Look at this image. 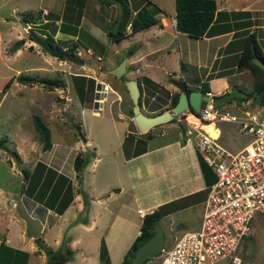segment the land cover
Masks as SVG:
<instances>
[{
	"label": "crops",
	"instance_id": "0c3cea01",
	"mask_svg": "<svg viewBox=\"0 0 264 264\" xmlns=\"http://www.w3.org/2000/svg\"><path fill=\"white\" fill-rule=\"evenodd\" d=\"M128 1L132 6L133 13L143 3V0ZM116 4V1L106 4L101 0H24L22 6L10 7V12L3 15V19L1 18L2 21L6 19L12 23L15 19L24 20L23 13L29 12L28 21L24 20L26 25L19 28L11 25V28L16 31V42L21 37L24 40L23 43L32 47L33 51L41 56L46 54L36 48L35 38L29 37L31 31L36 32L35 37L38 35L46 38L52 37L54 40L52 43L61 45L64 49L73 48L84 59L81 47L82 44H86L85 46L88 48L86 52L91 53L92 49L89 43L104 47L105 50H107V46L111 49L113 45H116L115 50L112 49L114 54L124 50L121 58L127 57L125 72L122 75L124 79L119 78L121 83L115 84V88L109 80L103 78L105 72L100 71L92 74L87 72L88 70L84 68L85 65L68 61V68L74 71L72 76L94 78V83L96 82L94 91L98 86L97 82L108 83L105 99L100 106L97 107L95 96L92 98L94 106L92 112L98 114L103 110L109 117L113 114L115 121L122 125L121 132L123 134H120L119 140L115 145L113 144L110 153L107 154L106 149L98 145L91 150L90 141L81 132V126L77 129L80 134L77 135V139H73V143L82 138L83 145H86L85 150L82 151L92 152V162L90 163L92 168L90 169L93 170L96 164L98 166L106 154L109 156L108 164L111 167L109 168L110 173H108V177L111 174V183L110 180L106 181L99 188L94 185L88 186V189L91 190V192H87L89 211L84 222H73L75 216L83 208L81 195H75L78 193L74 194L73 200L61 214L44 208L42 218H38L27 210L30 215L32 214L33 217L41 221V233L44 226L48 228V231L55 230L52 238L42 237L43 244L56 250L64 238L65 246L72 250L70 255L64 249L61 253L53 254L50 259L59 264H120L132 241L140 232L143 215L157 208L162 210L160 219L166 216V219L173 220V224L175 223L174 213L195 204L200 206L202 217L207 187L215 180L216 176L196 147L194 139L186 133L189 127L198 126L199 122L197 125L186 119L191 115L190 111L186 110L182 115H173L171 119L163 123L156 124L146 130H140L132 118V112H130L132 111V101L124 80H135L138 84L140 81L141 86L147 89L144 79L149 78L152 82L167 89L170 94L181 91L173 84L174 78L182 80L185 83V88L200 91L203 81L207 80L209 91H206L205 94L209 92V94L216 95L226 91L234 93L235 88L248 91L253 87V75L249 67L238 65V57L249 35L255 36L260 50L258 54L264 56V0H216V10L208 33L201 37H193L187 32L177 29L175 6L173 13H167L164 6L160 5L163 12L157 15V23L138 30L119 41H112L108 30L119 16ZM43 9L48 12L44 13ZM14 11H19L21 16H15ZM10 18L15 19L10 20ZM127 30H130L129 24ZM2 37L3 34L0 31L1 43L4 42ZM97 56H100L99 61L103 60L101 55L96 54V59ZM257 57L260 58L253 56L252 60ZM118 62L119 59L106 67L97 63L102 69H108L116 66ZM128 65L129 69L127 70ZM246 79H250L249 82ZM73 82L75 84V81ZM57 84L62 85L57 86L64 90L61 96L66 97L65 100H61V105H67L68 100L71 99L68 92L69 83L63 81ZM73 89L78 92L79 97L77 98L84 105V98L79 93L80 88L73 87ZM108 93L112 94L109 100ZM249 100L244 99L243 103H248ZM234 103L227 105L236 111L245 106L239 104L234 106ZM140 107L144 113L149 115L156 112V110H148L143 102ZM163 107L164 110L169 109L165 105ZM62 108L64 107L62 106ZM72 118L74 119V117ZM72 118L70 117L71 122ZM209 123L215 125L213 133L215 134L217 128L218 140L229 150H238L248 141V135L241 133L246 136V140L241 143L236 142L237 145L232 146L231 140L226 137V132L227 129H230V125L235 124L227 121H210L204 124L207 131H209L206 128ZM107 142L109 143V141ZM110 142L113 140L110 139ZM56 144L61 145V143ZM56 144L52 142L51 147L46 150L52 149V152H55ZM62 146L64 147H58L55 156L58 165L65 159L70 145L63 144ZM82 147L79 145V149L75 150V155L81 151ZM2 149H7V147ZM52 152L48 159H53L51 158ZM47 164L64 173L73 181L74 177L71 176V173L74 175L76 173L74 166L70 173L64 172L62 168L50 163ZM85 171L86 169H83L81 176L83 189L87 185ZM171 175H175L179 179L178 182L172 183L173 179L170 181L169 178ZM13 194L12 191L0 190V242L4 238L8 245L26 250L30 255L35 254L37 258L34 264H46L49 259L45 252L37 244H34L33 239L35 238L27 231L23 219L17 216L18 212L13 210L16 207L11 202ZM23 198L24 194L22 193V200ZM27 198L36 214L39 203ZM192 199H196L195 202ZM6 201L11 203V207L6 206ZM23 203L25 205L24 200ZM102 208L110 213L109 218H101ZM85 234L88 236L87 241L83 240ZM98 236H100L99 240ZM94 239L96 242L98 240L100 245L101 241H104L105 257H100V246H96L95 241L93 246L89 245V242ZM91 249H94V252L88 253L87 251ZM76 251H79L81 257L78 258L75 255ZM64 256H69V258L66 259Z\"/></svg>",
	"mask_w": 264,
	"mask_h": 264
},
{
	"label": "rangeland",
	"instance_id": "374dc122",
	"mask_svg": "<svg viewBox=\"0 0 264 264\" xmlns=\"http://www.w3.org/2000/svg\"><path fill=\"white\" fill-rule=\"evenodd\" d=\"M23 1L24 0H0V31L3 34L2 40L4 41L3 43L0 42V138H7V140L3 142L5 143L7 149L0 148V190H8L12 191V193L20 191L24 182L21 167L32 168L37 160L45 161L46 163H50L60 169L62 168L64 172L71 173L73 169V156L75 155V150L79 149V145L83 146L80 152L89 154L88 151H82L86 148V145H83L84 141L82 138H79L78 142L73 143V139H77V135L80 134L77 130L78 127L81 126V132H83L85 136L88 137L91 150L94 148V146L98 145L99 147L106 149L107 154L110 153V148H112L113 144L115 145L117 143L116 141L119 140L120 134H123V132H121L122 125L115 121L114 115L112 113V116L109 117L105 115L103 110L99 111L98 114H94L92 112L94 110L92 98L94 96H100L96 95V92L94 91L96 86L94 79L89 80L81 76H72L71 74H73L74 71L73 69L68 68V61H65L64 58H57L50 55L37 43L35 44L36 48L41 53L46 54L45 56L38 55L33 51L32 47H28L25 43L19 45L14 50L12 49V46L16 43L17 35L16 31L11 28V25H14L18 28L21 27L23 25L22 19L18 21V19L10 18V20L15 19V21L11 23L6 19L2 21V16L10 12V7H14V5L22 6ZM146 1L148 0H144V3H146ZM152 3L157 4L159 7L160 5L164 6L167 13H173L174 0H149L148 4ZM119 7L120 5L117 3L116 8L117 10L119 9L120 13L121 8ZM161 12L163 11L161 10ZM25 13L26 12H24V14ZM14 14L17 17L21 16L19 11H14ZM20 31L22 35H24L21 29ZM172 38L174 39V37ZM18 40H21V37ZM89 44L92 49L91 53L86 52L88 49L87 46H85L86 44H82L81 47L85 59L96 61V54H99L101 57H103V60H97V62H99L102 67L114 64L118 59L119 62L123 59V57L121 58V55L123 54L124 50L118 51L115 54L114 51H112V49L115 50L116 45H113L111 49L109 46H107V50H105L104 47L102 48L101 46H97V44ZM128 67L129 65L127 66V70L129 69ZM84 68L88 70L87 72H91L92 74L100 72L88 66H85ZM104 74L105 75L103 78L109 80L114 88L115 84L121 83V80L118 77H114L108 73ZM33 75L37 78L44 79L57 78L59 82L67 81L69 83L68 85L70 86L68 92L69 96L71 97V99L68 100V103L66 101L67 105H61V100H65L66 97H64V95L61 96V94L64 93V90L55 85L57 83H53L51 86L49 84L31 83L29 81L26 82L23 80H18L19 76L31 77ZM10 78L11 83L4 87L5 82ZM249 80L250 79H246L247 82H249ZM73 81H75V84ZM71 84L75 88H80L79 93L84 98V105H82L78 100V92H75ZM247 92L244 93L243 91H239L238 88H236L235 92L233 93L236 100L232 101L231 103L235 102L234 106H238V96H247ZM111 95V93H108V100L110 97H112ZM162 95H165V93L163 94L162 92ZM249 101L253 103L252 99ZM151 103H156V101L151 100ZM62 106L64 108H62ZM228 107L231 108V106ZM36 114L40 116L43 122L50 128L51 141L54 144L61 143L60 146L56 144L57 150L55 152H52V149H42V142L39 132L35 129L33 121V117ZM179 115L180 114L177 116ZM70 117H74V119L72 118V122ZM186 119L192 122L191 119H194V117L190 116ZM212 130L210 132H212ZM217 133L218 131L216 128L215 136ZM211 134L213 135V132ZM226 137L228 140H231L230 143L232 146L237 145L236 142L241 143L246 140V136L238 131L236 125H230V129H227ZM110 139H112L113 142H110ZM107 141H109V143ZM63 144L70 146H68L69 150L65 159H63L64 162L62 161L60 165H58V161L56 160L57 158L55 159V156L57 155L58 147H64L62 146ZM14 150L19 152L18 155L13 153ZM51 152V158L53 159H48V156L51 154ZM107 154L103 159H101V161L98 163V166L96 164L93 170L90 169L92 168L90 166V163L92 162V156H90V160L86 164V168H84L86 169L85 176L87 181V185L84 186V189L81 178H79L76 173L75 175L71 173V176L74 177L73 181L71 180L73 186L72 191L74 194L78 193L75 195H81V193L78 191L79 188L86 190V192H91V190L88 189L89 185H94L96 188H99V186L103 185V183L106 181L110 180L111 183V174L108 177V173H110L109 168L111 167L108 164L109 156ZM60 155L62 154L60 153ZM169 178L170 181L173 179L172 183L174 184L179 180L175 177V175H171ZM81 197L82 195L80 198ZM23 200L29 212L31 211L35 217L42 218L43 212L45 211L44 206L39 204L35 214L31 208L30 200H28L26 195H24ZM195 200L196 199H194L193 202H195ZM81 201L83 202V198H81ZM6 203V206L11 207L10 202L8 203L6 201ZM13 210L18 212L16 207H14ZM88 211L89 204L87 209H85L83 204L81 212L78 213L75 218L88 217ZM174 215V224L173 220L171 218L166 219V216L161 218L159 221V225L163 229L165 237H167L165 238V242L168 243L174 241L175 237L182 234L183 232L194 229L198 226L201 217V208L198 204H195L189 208L174 213ZM101 216V218H109L110 213L106 209L102 208ZM251 225V232L249 235L242 238V242L239 247L241 264H264V215L257 214L252 219ZM54 233V229L48 231V228L44 226L43 232L41 233V236L38 238V240L33 239L35 242L34 244L38 245L41 243L43 236L52 238ZM99 238L100 236H98V240ZM63 239L61 240V243ZM83 240H88V236L86 234ZM98 240L97 242L96 239L92 240L89 242V245L93 246L95 241L96 246H101ZM80 246L82 247L81 242ZM93 250L94 249H91L87 252L93 253ZM75 255L78 258L81 257L79 255V251H76ZM29 256L30 258L28 257V264H34L37 258L36 255L29 254ZM154 262L155 256L143 264H154Z\"/></svg>",
	"mask_w": 264,
	"mask_h": 264
},
{
	"label": "built area",
	"instance_id": "2783aa9c",
	"mask_svg": "<svg viewBox=\"0 0 264 264\" xmlns=\"http://www.w3.org/2000/svg\"><path fill=\"white\" fill-rule=\"evenodd\" d=\"M108 86L102 81L95 89L100 95L95 97L97 107ZM243 101L240 106H245L237 111L213 100L205 101L199 111H190L199 125L189 127L186 133L216 177L207 187L198 227L170 243L164 241L154 264H241L242 238L251 232L252 219L264 215V104ZM210 121L235 124L239 132L248 135V141L238 150L227 149L218 136L204 128Z\"/></svg>",
	"mask_w": 264,
	"mask_h": 264
},
{
	"label": "trees",
	"instance_id": "16d2710c",
	"mask_svg": "<svg viewBox=\"0 0 264 264\" xmlns=\"http://www.w3.org/2000/svg\"><path fill=\"white\" fill-rule=\"evenodd\" d=\"M103 3L109 4L110 0H101ZM123 3V14L118 25L116 32L113 31L112 27L108 30V35L112 41H119L120 39L138 31L145 29L150 25L158 22V13L161 12V8L157 4L146 3L139 5V7L133 13L132 6H130L128 0H121ZM175 1V18L177 29L187 32L190 36L201 37L208 33L209 26L213 20L215 10H216V0H174ZM151 2V1H150ZM29 12L23 13V19L28 21ZM39 15V14H36ZM129 24L130 30H127V25ZM36 32L31 31L29 33L30 38H35ZM47 39L52 43L53 38L48 36ZM54 44V43H53ZM62 48L61 45H56ZM73 51V48H70ZM129 51L131 49L129 48ZM258 44L256 42L254 35H249L246 39L242 51L238 57V65L241 67H249L251 74L253 75V87L250 92L238 88L239 91L247 92V96H238V104L241 105L242 100L252 99L255 104V98L257 93L261 88L264 87V69L253 62V56H259L264 61V56L258 54L259 52ZM68 52V50L66 51ZM77 77V76H74ZM92 79V78H91ZM89 79V80H91ZM122 79L123 76H122ZM18 80L29 81L31 83H43V84H53L62 83L57 78H37L36 76H19ZM145 86L147 89L140 87L139 104L141 106L142 102L146 105L148 110H156V113L164 111L163 105L167 108L172 107L178 100L179 92L170 94L169 91L157 83L152 82L149 78H145ZM58 81V82H57ZM11 83V78L8 79L4 87ZM52 86V85H51ZM150 87V89H149ZM187 88V87H186ZM5 89V88H4ZM201 91L206 93L209 91L208 81H203L201 85ZM236 89V88H235ZM234 89V90H235ZM190 91V88H187ZM165 93V95H162ZM235 92V91H234ZM153 97V98H152ZM151 100L156 101V103H151ZM236 100L233 93L228 91L220 94L213 95V102L218 105H224L231 103ZM206 102L203 101V104ZM152 104V105H151ZM264 104V95L259 103ZM132 112V111H130ZM35 129L39 132V136L42 142V149L46 150L51 147L52 141L50 139L51 132L50 128L43 122L42 118L37 114L33 117ZM7 138H0V148H5V142ZM14 154L18 155L16 150L13 151ZM92 152L86 154L85 152H78L73 160V166L76 170L77 176L81 178L83 169L85 165L90 160ZM22 175L24 177V182L21 187V192L27 197L38 202L45 208H49L54 212L61 214L66 207L71 203L73 199V186L71 179L62 172H59L53 166L48 165L45 161L37 160L32 168L21 167ZM83 198V204L85 209H87L89 200L88 194L82 188L78 189ZM162 216L161 208L154 209L151 212H147L142 217V223L140 226L139 234L134 238L128 250L126 251L124 258L120 264H130L136 247L142 242L146 241L155 230V224ZM86 217L75 218L73 222H84ZM39 237L35 238L38 240ZM66 240L62 241L58 249L53 250L51 247L46 246L42 242L39 243V248H41L48 259H50L53 254L61 253L64 249L67 254H71L72 250L65 246ZM106 246L104 241H101L100 246V257L106 256ZM29 252L20 248L8 245L3 238L0 242V264H28ZM68 259L69 256H64ZM152 257L145 258L143 263H146ZM51 260V259H50Z\"/></svg>",
	"mask_w": 264,
	"mask_h": 264
},
{
	"label": "water",
	"instance_id": "95a60500",
	"mask_svg": "<svg viewBox=\"0 0 264 264\" xmlns=\"http://www.w3.org/2000/svg\"><path fill=\"white\" fill-rule=\"evenodd\" d=\"M116 1L120 5V13L115 23L113 24V31L116 32L118 29V25L120 23L122 14H123V3L121 0H111ZM22 24L26 25L27 23L22 20ZM24 40H19L16 42L12 49H16L19 45L23 44ZM35 41L50 55L57 58H64L65 60L73 63L82 64L88 67H91L95 70H101L99 64L93 60H85L79 53L76 52H64L63 49L52 44L46 37L44 36H36ZM127 57H124L119 64H117L113 68L102 69L105 73L110 75L121 77L125 72ZM253 62L259 65L264 69V61L260 58H253ZM173 84H175L181 91L179 93V97L177 102L172 108L164 110L163 112L156 114H146L141 110L139 104V95H140V87L139 84L135 80L126 79L124 80V84L130 94L132 101V118L135 124L138 126L140 130H146L156 124L163 123L173 117L176 114H182L188 111H199L201 106L203 105V101H210L213 99L212 94L202 93L198 89H193L187 91L185 88V83L182 80H172ZM55 84V83H54ZM62 86L61 84H55ZM264 95V87L259 90L256 95L255 102L259 103ZM17 208L18 214L25 222L27 231L33 238H37L41 236L42 224L41 221L27 211L23 200H22V192L18 191L13 194L12 201ZM154 233L144 242L139 244L134 252L133 258L130 264H142L143 260L148 257L155 256L159 250L161 249L164 241L165 235L163 229L156 223L155 224ZM51 264V263H47ZM59 264V263H57Z\"/></svg>",
	"mask_w": 264,
	"mask_h": 264
},
{
	"label": "bare ground",
	"instance_id": "6f19581e",
	"mask_svg": "<svg viewBox=\"0 0 264 264\" xmlns=\"http://www.w3.org/2000/svg\"><path fill=\"white\" fill-rule=\"evenodd\" d=\"M190 116H191V115H190ZM191 120H192V122H194L195 124L198 125V120H197L196 118L191 119ZM208 125H209V126H207L206 128H208L209 131H211L213 128H215V125H214L213 123H209ZM212 132H213V131H212ZM212 132H210V133H212ZM213 135L215 136L214 133H213Z\"/></svg>",
	"mask_w": 264,
	"mask_h": 264
},
{
	"label": "flooded vegetation",
	"instance_id": "af4514ba",
	"mask_svg": "<svg viewBox=\"0 0 264 264\" xmlns=\"http://www.w3.org/2000/svg\"><path fill=\"white\" fill-rule=\"evenodd\" d=\"M64 50V52H66L67 50H68V52H75L74 50L73 51H70V49H63ZM85 60H91V59H85ZM119 64V63H118ZM115 67V66H114ZM102 69V68H101ZM98 71H102V70H98ZM104 72V71H103ZM114 77H116V76H114ZM92 78V77H91ZM118 78H122V76L121 77H118ZM94 79V78H93ZM47 263H51V264H57V263H55V261H53V260H48V262ZM46 263V264H47Z\"/></svg>",
	"mask_w": 264,
	"mask_h": 264
},
{
	"label": "clouds",
	"instance_id": "9594fccd",
	"mask_svg": "<svg viewBox=\"0 0 264 264\" xmlns=\"http://www.w3.org/2000/svg\"><path fill=\"white\" fill-rule=\"evenodd\" d=\"M53 44V43H52ZM55 45V44H54ZM56 46V45H55ZM58 47V46H57ZM61 49H64V48H61ZM76 53H78V52H76ZM80 54V53H79ZM81 55V54H80ZM97 60H99L98 58H97ZM100 69H101V66H100ZM102 70V69H101ZM101 82L102 81H99V82H97V85L99 86L100 84H101ZM104 82V81H103ZM106 83V82H105ZM108 84V83H107ZM97 95V94H96ZM96 97V96H95ZM96 109V108H95ZM143 264V263H142Z\"/></svg>",
	"mask_w": 264,
	"mask_h": 264
}]
</instances>
